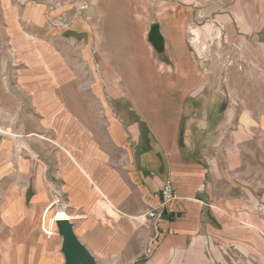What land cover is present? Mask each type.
I'll list each match as a JSON object with an SVG mask.
<instances>
[{"label":"rangeland","instance_id":"1","mask_svg":"<svg viewBox=\"0 0 264 264\" xmlns=\"http://www.w3.org/2000/svg\"><path fill=\"white\" fill-rule=\"evenodd\" d=\"M53 1L62 9L56 5L52 11L50 0H28L23 5L20 0H0V264H64L63 239L55 221L63 212L73 217L69 220L79 237L88 236L102 247L100 264H118L110 239L119 220L116 212L105 203L84 211L67 207L63 180L70 148L64 106L102 86L95 42L106 36L96 30L100 16L93 15L100 0ZM109 2L131 10L126 17L137 30L129 34L146 42V48H137L139 54L147 49L155 74L164 77L154 80V86L172 85L173 64L187 55L206 82L223 91L225 86L232 89L227 93L245 118L241 133L250 138L240 151H252L245 159L233 160V181L239 182L249 165L250 179L264 184V0ZM38 5L50 13L40 14ZM17 18H22L19 27ZM178 18L181 23L173 24L171 20ZM154 24L160 25L165 40L160 50L149 40ZM181 42L186 46H179ZM102 49L108 56V48ZM124 81L118 79L114 86L127 94L125 85L131 87L135 80ZM89 101L95 100L90 96ZM52 102L61 103L55 111ZM74 145L81 149L79 142ZM260 155L263 163L258 164ZM260 165L263 172L258 175ZM43 229L53 234L46 235ZM97 230L110 236L97 237ZM143 245L138 239L133 251L141 254Z\"/></svg>","mask_w":264,"mask_h":264},{"label":"crops","instance_id":"2","mask_svg":"<svg viewBox=\"0 0 264 264\" xmlns=\"http://www.w3.org/2000/svg\"><path fill=\"white\" fill-rule=\"evenodd\" d=\"M117 5L100 0L93 13L100 16L96 30L106 36L95 42L102 86L64 106L70 133L63 172L66 206L113 208L119 220L110 239L118 264H264V184L250 179L249 165L241 180L233 181V160L252 151H240L250 138L241 133L245 118L227 93L232 89L206 82L187 55L174 62L172 85L154 86L164 77L155 74L147 49L139 54L137 48H146V42L129 34L137 30L126 17L131 10ZM38 7L43 15L51 11ZM171 21L181 23L180 18ZM102 48H108V56ZM118 79L125 84L133 79L135 85H125L126 94L114 86ZM56 104L61 103L52 102L54 111ZM78 142L81 149L74 145ZM257 159L263 163L261 155ZM257 169L258 175L263 172L261 165ZM167 180L178 194L177 212L138 230L131 218L159 206ZM105 232L96 235L110 236ZM77 237L100 264L102 247L88 236ZM138 239L144 240L141 254L133 251Z\"/></svg>","mask_w":264,"mask_h":264},{"label":"water","instance_id":"3","mask_svg":"<svg viewBox=\"0 0 264 264\" xmlns=\"http://www.w3.org/2000/svg\"><path fill=\"white\" fill-rule=\"evenodd\" d=\"M149 40L156 50L164 48L165 40L160 25L154 24L150 27ZM56 225L63 239L64 264H97L95 258L80 242L75 233L74 224L69 219H58Z\"/></svg>","mask_w":264,"mask_h":264},{"label":"built area","instance_id":"4","mask_svg":"<svg viewBox=\"0 0 264 264\" xmlns=\"http://www.w3.org/2000/svg\"><path fill=\"white\" fill-rule=\"evenodd\" d=\"M52 3L53 9L52 11H56V5L61 7L60 2L50 0ZM67 6L66 3H61ZM62 9V7L60 8ZM178 200V194L174 187V184L171 180H167L164 182L163 187L161 189L160 194V204L157 208L153 210H148L144 212H140L139 214L132 217V221L139 228H147L154 224H159L166 215H173L176 211V202ZM43 232L46 235H51L53 233L48 232L46 229H43Z\"/></svg>","mask_w":264,"mask_h":264},{"label":"bare ground","instance_id":"5","mask_svg":"<svg viewBox=\"0 0 264 264\" xmlns=\"http://www.w3.org/2000/svg\"><path fill=\"white\" fill-rule=\"evenodd\" d=\"M58 219H70V218H67V217L63 214V217L58 218ZM58 219H55V221L58 220Z\"/></svg>","mask_w":264,"mask_h":264}]
</instances>
